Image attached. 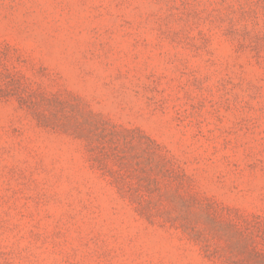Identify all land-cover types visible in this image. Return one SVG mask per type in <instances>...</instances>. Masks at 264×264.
<instances>
[{
  "label": "rangeland",
  "instance_id": "obj_1",
  "mask_svg": "<svg viewBox=\"0 0 264 264\" xmlns=\"http://www.w3.org/2000/svg\"><path fill=\"white\" fill-rule=\"evenodd\" d=\"M0 264H264V0H0Z\"/></svg>",
  "mask_w": 264,
  "mask_h": 264
}]
</instances>
